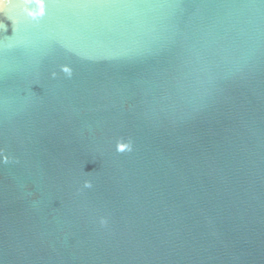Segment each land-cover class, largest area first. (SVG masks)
I'll list each match as a JSON object with an SVG mask.
<instances>
[{"label":"water","instance_id":"1","mask_svg":"<svg viewBox=\"0 0 264 264\" xmlns=\"http://www.w3.org/2000/svg\"><path fill=\"white\" fill-rule=\"evenodd\" d=\"M0 264H264V0H0Z\"/></svg>","mask_w":264,"mask_h":264}]
</instances>
